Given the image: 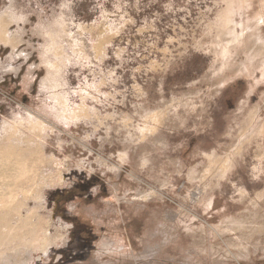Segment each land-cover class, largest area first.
<instances>
[{"label": "rangeland", "instance_id": "obj_1", "mask_svg": "<svg viewBox=\"0 0 264 264\" xmlns=\"http://www.w3.org/2000/svg\"><path fill=\"white\" fill-rule=\"evenodd\" d=\"M259 16L264 0H0V147L31 158L43 125L21 213L57 239L2 241L0 264H264Z\"/></svg>", "mask_w": 264, "mask_h": 264}, {"label": "bare ground", "instance_id": "obj_2", "mask_svg": "<svg viewBox=\"0 0 264 264\" xmlns=\"http://www.w3.org/2000/svg\"><path fill=\"white\" fill-rule=\"evenodd\" d=\"M258 21L259 23L264 22L263 16H259ZM4 32H0V38L2 39L7 37ZM254 38L257 39L256 37ZM152 118L154 120L158 119L159 113L153 114ZM12 129L19 131L20 126L13 124ZM31 129V131L29 130L28 139L34 146L36 145L35 148L37 149L31 158H25L22 152L11 146L0 147V170L11 168L13 172L10 176H0V242L8 241L12 246L31 243L37 247L44 248L57 239L46 234V223L44 220L36 218L37 216L33 213L26 217H23L21 213L23 205L21 195L27 197L37 188L41 180L40 170L47 165V158L41 153L43 125L33 120ZM62 167V163H56L57 174L50 176L49 180L53 183L61 182L60 172ZM148 196V194H143L141 197L146 199ZM14 220L16 221L15 225L13 224Z\"/></svg>", "mask_w": 264, "mask_h": 264}, {"label": "crops", "instance_id": "obj_3", "mask_svg": "<svg viewBox=\"0 0 264 264\" xmlns=\"http://www.w3.org/2000/svg\"><path fill=\"white\" fill-rule=\"evenodd\" d=\"M2 38H0V40H1ZM3 40V39H2ZM2 42H0V44H1ZM1 46V45H0ZM3 74V70H1L0 69V75H2Z\"/></svg>", "mask_w": 264, "mask_h": 264}]
</instances>
